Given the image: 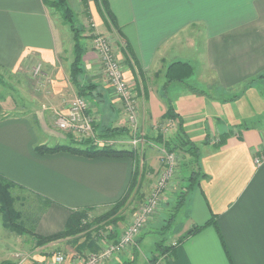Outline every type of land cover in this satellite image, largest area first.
Returning <instances> with one entry per match:
<instances>
[{
    "label": "crops",
    "instance_id": "obj_1",
    "mask_svg": "<svg viewBox=\"0 0 264 264\" xmlns=\"http://www.w3.org/2000/svg\"><path fill=\"white\" fill-rule=\"evenodd\" d=\"M45 1L0 0V68L21 76L16 89L26 103L17 108L14 100L9 102V95L0 102V174L18 184L16 190L52 201L36 224L37 233L50 235L64 228L72 211L90 208L89 213L94 214L119 199L128 186L132 160L128 155L87 158L36 149L65 144L62 141L70 138L55 126L54 119L57 112H66L70 100L78 95L69 75L72 35L70 41L63 35L59 14L54 15ZM107 2L120 32L106 25L96 9L98 17L92 13V32L109 36L124 77L132 86L140 128L150 137L146 163L158 164L155 152L163 148L156 137L161 134L168 139L174 133L171 130L168 137L162 133L168 124L162 118L168 102L181 116L189 136L193 130L203 133L207 125L205 137L198 145L201 169L207 177L188 191L187 194L197 188L195 204L190 200L186 203V220L166 243H174V249L158 256V260L166 259L164 264H231L212 225L178 240L191 226L202 224L213 215L232 264H264V161L259 165L254 162L264 152V129L248 124L237 127L214 114L203 120L202 108L196 102H182L203 97L192 95L186 82H168L166 77V69L174 61L188 62L193 69L198 67L202 83L218 91L261 75L264 0ZM100 25L102 30L97 29ZM91 41L92 38L84 39L78 80L96 85L87 97L94 129L127 128L121 104L105 79ZM189 52H195L197 60L190 59ZM37 62H41L42 69L34 78L32 67ZM40 82L46 86H40ZM226 132L229 135L225 142L215 147L216 139ZM116 138L126 140L122 135ZM181 162L178 157V179L172 184L177 182L178 187H183L182 180L187 177ZM172 185L144 231L154 224L178 190ZM123 229L119 224L112 236L117 238ZM143 230L134 245L115 257L123 261L137 246ZM71 250L77 253L74 248ZM114 258L103 264H120Z\"/></svg>",
    "mask_w": 264,
    "mask_h": 264
},
{
    "label": "trees",
    "instance_id": "obj_2",
    "mask_svg": "<svg viewBox=\"0 0 264 264\" xmlns=\"http://www.w3.org/2000/svg\"><path fill=\"white\" fill-rule=\"evenodd\" d=\"M81 1L87 6V0ZM92 2L102 21L106 25L113 27L117 32H120L115 17L110 11L107 0H92ZM45 3L59 12L62 22L67 25L71 32L72 58L69 65L70 80L75 85L77 94L88 99L87 97L92 95L96 85L93 83H80L78 77L82 70L81 62L85 49L83 40L86 38H93L96 35L92 32L93 23L91 22L89 11L87 10L84 12V15H86L90 21V31L88 34H85L83 33L85 27H78L76 25V21L73 18L74 12L70 6L69 0H46ZM193 70V66L188 62L174 61L170 63L166 69L167 81H179L185 83L187 78L192 75ZM162 118L167 120H176L177 129L176 132H174L168 139H163V136L159 134L156 137V140L162 144L165 151L177 152L180 155V158L182 159L181 166L185 165L190 167L188 176L184 177L187 183L182 187L183 189L178 192L175 200L176 204L173 207V213H176L184 205L185 197L188 191L197 186L199 180L207 177V175L201 169L199 147L186 133L181 116L178 112H176L174 106L170 102L167 103L166 110L162 115ZM96 135L103 139H114L119 135L128 137L131 136L126 127L120 126H105L100 130H96ZM228 135L229 132L221 134L219 141L215 144V147L222 145ZM36 149L39 152H67L87 158L120 157L124 155L130 156L132 160L130 180L125 192L119 199L109 205V208L102 213H98L93 216L89 215V212L91 211L90 208L72 211L65 222L64 228L59 232L50 235H41L36 232V224L40 215L43 213V210L38 214H35L34 212H27L26 210L23 211L18 208L16 206L17 195L13 193V189L19 185L0 174V216L2 221L1 223L4 228L15 232L18 235H29L33 239L35 247L45 246L53 240L66 238L75 245L74 249L77 253L97 251L99 249L98 238L101 235L100 230H103L102 226H106L105 230L108 231L109 236L115 234L116 227L118 226L117 224L123 218L120 214L121 209L126 205V203L132 201L134 197H141L139 193V178L142 177V173L139 171L138 152L133 149L116 148L112 145L99 146L94 144L90 139L83 140L80 143L55 144L52 146L42 145L37 146ZM33 195V197L37 199L39 198L45 207L52 202L46 197L37 194ZM173 218L174 214H171V218H169V220H172ZM208 225H212L217 231L227 258L232 264L224 239L213 215L204 223L191 226L179 236L178 240H182L187 235L195 234ZM81 235H83L82 240L79 239ZM173 249V244H164L162 240L157 242V256L164 255L166 252H172ZM156 259V257L152 256L150 260L151 262H155ZM129 262L130 261H125L122 264H128Z\"/></svg>",
    "mask_w": 264,
    "mask_h": 264
},
{
    "label": "rangeland",
    "instance_id": "obj_3",
    "mask_svg": "<svg viewBox=\"0 0 264 264\" xmlns=\"http://www.w3.org/2000/svg\"><path fill=\"white\" fill-rule=\"evenodd\" d=\"M69 2L74 12L73 18L76 21V25L78 27H85L83 33L88 34L90 31L89 30L90 21L89 18L86 17V15H84L85 14L84 12L87 10L89 11V15L91 17V22L93 23L92 24L93 26H94V18H92V13L93 16L98 17V15L94 13L96 11L92 0L90 1L87 0V3L89 2L91 4L92 10L90 9L91 8L89 6L90 4H87L86 6L83 4L81 0H69ZM52 11L54 12L53 13L54 15L59 14V12L55 8L53 9V7L51 9V12ZM59 21L62 22L60 14H59ZM62 24L64 23L62 22ZM102 28L103 26L101 25L97 27V29L99 30H102ZM62 31L65 33L63 35L67 37L68 40L70 41L71 32L66 24H64ZM107 37L109 38V36ZM109 40L111 42L110 38ZM188 56L190 59L194 58V60H197V54L195 52H189ZM201 74L202 72H200L198 67L197 68L194 67L192 75L188 77L186 80L187 83L186 87H188L192 95H199L203 98H200L199 100H197L196 98L183 100L182 102H185L184 104L191 102L194 105L193 102H196L199 108H202L201 118L203 120H206L205 116L207 115L213 116L214 114L216 117H220L223 120L231 123V125H235L237 127H240L244 124H248L264 129V69H261L260 71L261 75L259 74L255 76L253 75V77L247 78L246 80L240 82L239 84L232 86L230 89H226V90L220 89L219 91L215 89V87L209 88L208 84L202 83V81L199 78ZM18 76L19 75L16 73H11L5 69L0 68V102L3 101V97L9 95L6 96L8 97L9 102L14 100V104L16 105L17 108L20 106H26V103L20 98V95L18 94L16 89L17 83L21 78V76L20 77ZM207 98L208 101L205 100ZM171 121H172V126L169 127L168 129L166 128L163 129L162 133H164L165 137L169 136L168 132H171V130H174V132H176L177 124L175 121L173 120ZM138 125H139V121H138ZM167 125H165V127ZM139 127L141 126L139 125ZM191 128L193 130L194 126L191 125L190 129ZM206 128L207 125L205 124L203 133L201 132L202 130H199V132L196 130H193L192 132L190 131L189 134L191 137H193V141L197 144V146L200 144V140L204 139L205 132H207L205 130ZM140 130L143 133L144 140L137 146L131 144L130 142L131 140H129L130 138L128 136H125L126 140L123 141L119 140L118 138H114L113 139L114 141L111 144L116 148L133 149L137 151L139 157V161H138L139 171L142 173V177L139 178L140 180L139 193L141 197L140 198L134 197L132 201L126 203V205L121 209L120 214L122 215L123 218L118 222L117 225L120 224L121 226H124V228L129 223H131L139 208L143 206V204L148 200V197L150 196L151 191L154 188L153 185L158 175L157 173L164 168V165L162 163V154H163L162 151L164 150L163 147L162 150L159 149L157 150V152H155L156 153L155 157L158 160L157 166H155L154 162H153L154 166H151L149 163H146L145 151L148 145H150L148 141L150 137L148 134L143 132L141 128ZM69 137L70 138L62 142L65 144L82 142L76 138H73L72 136ZM219 137L216 139L215 144L219 141ZM175 153L177 155V158L180 157V155L177 152ZM181 168L184 172L183 175L188 176V173L190 172V167L183 165L181 166ZM177 169H178V164L175 167V171L168 183L167 189L170 188L169 186L173 184V181L178 179V176L175 175ZM174 183L175 184L172 186H177V182ZM186 183H187L186 180H182L183 186ZM174 188L175 187H173V189ZM176 189L178 190L175 193H173L171 200L169 201L168 204H166L167 205L166 209L158 216V218L154 221V224H152V226H150L149 228H147V230L144 231L143 229L146 227L145 225V227L142 229L144 233L142 234L141 239L138 241L137 246L135 247L134 250L133 248L130 250V253H128V255L123 261L125 260L130 261L128 264H148V262H150L151 260L147 262V259L153 255H157L158 253L156 250L157 242L162 240L164 244L169 243L172 237L174 236L176 229L180 228V226L184 224L186 220L185 210H184L185 205L186 203H188V200H190L192 204H195V200H196L195 195L196 194L198 195V190L196 188L193 190L192 193L189 192V194H186L184 205L176 213H173V207L176 204L175 200L177 198L178 191L179 189H183V188L177 186ZM13 193L17 195L16 206L23 211L26 210L27 212H31V213L34 212L35 214H38L42 210L44 212L47 209V207L44 206L43 202H41L39 198L37 199L33 196L31 197L16 189H13ZM162 203L163 201L161 202V205ZM159 207L157 209L158 212L160 210ZM108 208L109 206H106L102 209H98V211L95 212L94 214L90 213L89 215L93 216L98 213H102ZM171 214L172 215L174 214V218L172 220H169V218H171ZM155 215L151 216L150 219ZM1 222L2 221L0 216V230H1L0 264H17L21 255L29 256V260L30 259L32 260L31 256H33L34 254L50 255L52 252H61L64 255H69L72 253L71 249H73L75 246L70 240L64 238V239L53 240L48 244H46L45 246L35 247L33 243V239L29 235H18L15 232H12L4 228ZM102 227L103 230L101 229L100 233L103 236L107 232V230H105L106 226H102ZM79 239L82 240L83 235H81ZM74 254L76 255V257L81 258L82 256L88 254V252L81 254L80 253L79 254L74 253ZM154 257H156L157 259L155 262L152 263L164 264L166 260V259H162L160 261L158 260V256H154ZM29 260L24 264H30ZM114 261L115 262L120 261L119 262L120 264L123 263L122 260L116 257L114 258Z\"/></svg>",
    "mask_w": 264,
    "mask_h": 264
},
{
    "label": "built area",
    "instance_id": "obj_4",
    "mask_svg": "<svg viewBox=\"0 0 264 264\" xmlns=\"http://www.w3.org/2000/svg\"><path fill=\"white\" fill-rule=\"evenodd\" d=\"M91 42L92 47L98 55L105 79L109 86L113 88L121 104L122 112L127 123V129L131 134L129 140H131V144L137 146L144 140V136L138 125L136 96L132 86L124 77L122 65L114 52L109 38L102 34H96ZM41 69V62H37L32 67V77L38 78ZM39 84L42 87L46 86L43 82ZM89 109L90 104L88 99L77 95L70 100L66 112H57L55 114V126L80 141L90 139L94 144L99 146L111 145L114 141L113 139H103L96 135L94 117ZM167 123L169 126L167 125L165 127L166 129L172 126L171 120H168ZM162 152V163L164 168L157 173L158 175L153 185L154 188L148 200L139 208L131 223L122 230L117 238L115 236H109L107 231L103 236L100 235L98 238L100 248L81 258L76 257L74 253L64 255L61 252H52L50 255L43 254L41 257L40 255L38 257L33 255L31 256L32 260H29V256L27 255H21L17 264H24L28 260L30 264H103L134 245L136 238L145 227L150 217L157 213L158 207L164 200L168 183L178 164V158L175 152H167L165 150ZM263 161L264 152L254 159L257 165L261 164Z\"/></svg>",
    "mask_w": 264,
    "mask_h": 264
}]
</instances>
